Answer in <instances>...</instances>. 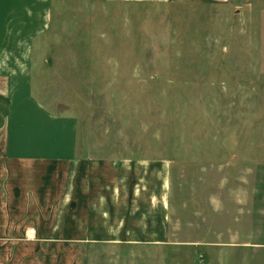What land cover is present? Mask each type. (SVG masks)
<instances>
[{"label":"rangeland","instance_id":"rangeland-1","mask_svg":"<svg viewBox=\"0 0 264 264\" xmlns=\"http://www.w3.org/2000/svg\"><path fill=\"white\" fill-rule=\"evenodd\" d=\"M30 4V43L8 55L24 120L80 152L168 161L172 232H229L232 188L264 186V0Z\"/></svg>","mask_w":264,"mask_h":264},{"label":"crops","instance_id":"crops-1","mask_svg":"<svg viewBox=\"0 0 264 264\" xmlns=\"http://www.w3.org/2000/svg\"><path fill=\"white\" fill-rule=\"evenodd\" d=\"M30 2L0 0V264H264V186L232 188L229 232L209 243L172 232L168 161L80 152L53 121L24 120L8 55L18 33L30 43Z\"/></svg>","mask_w":264,"mask_h":264}]
</instances>
